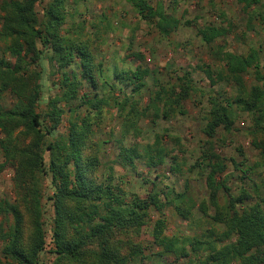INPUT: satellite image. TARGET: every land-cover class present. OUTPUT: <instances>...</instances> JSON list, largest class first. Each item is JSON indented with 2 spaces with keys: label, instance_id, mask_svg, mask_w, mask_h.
Wrapping results in <instances>:
<instances>
[{
  "label": "trees",
  "instance_id": "16d2710c",
  "mask_svg": "<svg viewBox=\"0 0 264 264\" xmlns=\"http://www.w3.org/2000/svg\"><path fill=\"white\" fill-rule=\"evenodd\" d=\"M67 1L50 0L39 18L36 7L40 0H0V43L8 55V59L0 57V93L9 92L15 98L9 110L0 108V172L5 167L13 169L15 191L13 203L0 200V221L11 220L0 224V264H4L2 259L11 264H40L39 256L46 248L44 177L49 178L53 189L48 198L54 211L51 264H130L136 260L163 264L167 257L183 260V264H264V197L252 178L254 170L264 165V77L257 78L263 81L250 90L242 78L256 64V53L241 56L220 47L214 49L215 41L227 34L226 28L212 25L198 32L205 45L211 47L210 55L217 67L202 63L196 69L211 89L229 84L235 90L232 97H209L204 135L211 140L218 128L230 132L240 112L251 116L252 133L263 136V140L253 144L259 156L254 168L247 166L245 159L229 160L242 174L240 179L249 185L239 188L238 194L226 185L228 177L216 179L227 165L210 141H205L209 146L201 150V164L207 171L208 195L207 201L197 207L211 226L190 236H168L166 208L173 205L176 215L191 223L194 203L184 192L158 189L156 180H144L150 188L143 195L127 191L124 182H116L112 166L98 176L104 166L99 156L101 143L94 136L110 110L123 120V138L128 132L138 134V122L143 118L154 123L184 114V102L195 91L191 73L186 71L175 83L159 86L141 108L135 97L153 69L141 66L143 57L132 53L129 57L139 61L137 66L104 77L102 64L96 62L91 45L84 39V26L76 25L66 9ZM124 1L140 19L153 22L166 40L178 28V20L161 4L153 7L147 0ZM262 1L236 0L244 10ZM44 62L49 63L58 94L38 112ZM64 121V132L58 133ZM169 156L156 136L141 152L135 145L125 147L121 143L116 160L130 167L141 160L149 173L170 158L174 165L170 169L181 171L177 157ZM220 193L223 204H219ZM151 213L156 214L155 220ZM146 227L149 239L159 248L149 256L142 254L139 243Z\"/></svg>",
  "mask_w": 264,
  "mask_h": 264
},
{
  "label": "rangeland",
  "instance_id": "374dc122",
  "mask_svg": "<svg viewBox=\"0 0 264 264\" xmlns=\"http://www.w3.org/2000/svg\"><path fill=\"white\" fill-rule=\"evenodd\" d=\"M50 0H40L36 7L39 18L42 8ZM155 7L161 4L166 13L171 14L179 25L168 40L158 34L153 22L143 21L124 0H68L66 9L72 14V21L76 25L84 26L85 37L91 45V52L96 62L102 64L101 70L104 77H111L115 70L134 68L139 64L132 53H138L143 57L140 63L143 67L153 69V73L145 79V87L136 96L139 106L144 108L149 102L150 93L157 90L159 86L166 87L176 82V78L184 72L189 71L195 91L189 99L184 102V114L164 121L156 120L154 123L149 118H143L138 122L139 133L128 132L123 138V120L118 118L114 110H110L106 117L96 129L95 140L101 143L100 159L103 163L98 176L107 172V166H112L116 176V182H124L123 187L132 193L143 195L149 190V184L144 180L155 181L158 189L166 191V187L173 188L175 192L185 193L188 200L194 203L193 221L185 222L176 215L173 205L166 208L164 212L167 221L165 234L177 237L190 236L200 229L209 228L211 223L203 218L198 211V204L207 201V189L205 187V171L201 164V150L209 145V140L203 133L205 127V114L208 111V99L210 96L232 97L235 94L232 85L223 84L214 90L204 75L196 69L200 64H206L212 68L217 67L210 53L211 47L205 45L198 35L200 29L205 26H220L227 29V34L217 39L213 48L220 47L223 51L246 56L250 52L256 53V61L253 67L243 74V82L247 90L252 86L260 84L259 77H264V1L261 5L244 10L236 0H147ZM262 14L260 18L259 14ZM0 12V26H1ZM66 26L65 28H68ZM8 59L4 52V46L0 43V57ZM128 56V58H126ZM125 57V58H124ZM125 61L122 63V60ZM45 72L42 77V93L38 112L46 108L47 102L55 94H58L53 77L50 75V66L44 62ZM213 90V91H212ZM15 102V98L9 92L0 93V108L9 110ZM62 105V104H61ZM67 118V114L64 115ZM66 121L57 128L58 133L64 132ZM251 116L246 113H238L230 132L222 128L216 130V135L209 140L215 152L224 159L227 165L225 172L216 179L228 177L227 186L231 192L238 194L239 188L249 186L247 182L240 179L242 174L235 171L229 161L230 158L236 162L246 160L247 166L251 168L259 161L258 151L254 143L263 140V136L254 135ZM160 138L162 146L170 156L177 157L181 171L175 173L170 169L174 166L172 160L167 158L163 166L148 173L145 163L136 160L135 165L119 163L116 157L119 153L121 143L125 147L135 145L138 150L153 143L155 137ZM177 138L179 142L174 140ZM47 158V154H46ZM0 152V164L2 163ZM198 164V165H197ZM197 165V166H195ZM195 166V168H191ZM189 169L191 171H189ZM239 169H244L240 167ZM252 176L264 197V165L254 170ZM158 176V179H155ZM13 169L5 167L0 172V200L8 202L15 201L13 187ZM52 187L48 177L43 179V230L45 233L46 248L39 256L40 264H51L54 260L51 244V229L53 226V205L49 197L52 196ZM219 204H223L222 193L219 194ZM1 219V218H0ZM151 219H156V214L151 213ZM11 223L6 218L0 224ZM2 225V226H3ZM149 227L143 228L140 236L142 254L149 256L157 252L159 248L152 243L148 237ZM4 264L6 263L3 259ZM184 261H172V258L164 259L163 264H183ZM130 264H158L153 261H133Z\"/></svg>",
  "mask_w": 264,
  "mask_h": 264
}]
</instances>
